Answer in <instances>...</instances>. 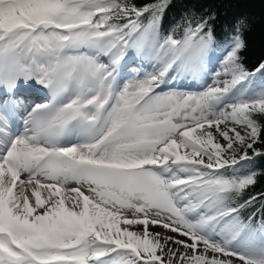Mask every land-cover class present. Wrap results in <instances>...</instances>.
I'll list each match as a JSON object with an SVG mask.
<instances>
[{"label": "snow or ice", "instance_id": "snow-or-ice-1", "mask_svg": "<svg viewBox=\"0 0 264 264\" xmlns=\"http://www.w3.org/2000/svg\"><path fill=\"white\" fill-rule=\"evenodd\" d=\"M171 5L0 0V264H264L257 197L239 202L264 61L244 66L243 19L166 25Z\"/></svg>", "mask_w": 264, "mask_h": 264}, {"label": "trees", "instance_id": "trees-1", "mask_svg": "<svg viewBox=\"0 0 264 264\" xmlns=\"http://www.w3.org/2000/svg\"><path fill=\"white\" fill-rule=\"evenodd\" d=\"M139 2H152V0H139ZM207 10L218 12L217 29L237 19H243L247 25L243 32L246 47L240 53L244 66L252 69L259 62L264 61V0H172L165 15V24L171 25L179 21L184 13L197 15L206 14ZM255 119L264 123V116L256 115ZM261 142L256 148L264 149V136L260 137ZM249 156L253 155L248 150ZM250 170L256 172L255 183L247 187L240 195V203L256 196L257 199L252 206L241 213L248 216L253 212L257 214V220L264 215V156H256L249 161ZM248 169H241L240 174H247ZM229 169L225 175H230Z\"/></svg>", "mask_w": 264, "mask_h": 264}, {"label": "rangeland", "instance_id": "rangeland-1", "mask_svg": "<svg viewBox=\"0 0 264 264\" xmlns=\"http://www.w3.org/2000/svg\"><path fill=\"white\" fill-rule=\"evenodd\" d=\"M148 70H151V69H148ZM215 70H216V71H220L221 69H220L219 66H217V68H216ZM212 75H213V72H212V71H209V73H208V77H209V78H207V85L204 84V81H202V80H197V81L195 82V85H194L192 88H190V89H186V90H188V91H192V92H198V91H202L203 88H204L205 86H214V85L212 84V80H211ZM130 78H131V77H129V76H127V75H124V76H123V79L120 81L121 86H122L123 82H125L127 79H130ZM189 79H191V78H189ZM221 79H224V77H221ZM179 82H180V81H178V83H179ZM184 82L187 83L188 81H184ZM222 126H223V125H222ZM237 130H241L239 126H237ZM213 134L215 135V132H214ZM242 134H243V132H242ZM72 142H73V141H72ZM219 142H220L221 144H224V143H225L222 139H221ZM181 151L183 152V150H181ZM125 215H128V213H125ZM121 227H123V225H121ZM133 230L139 231L140 229H139V227H134ZM150 231H152L153 233H155V232H160V233H162V234L166 233L167 235L177 236V238H179V239H187V238H185V237L179 236L177 233H172V232L167 231V230H165V229H163V228H161V227H150ZM181 250H183V249H181ZM209 255H211V253H209Z\"/></svg>", "mask_w": 264, "mask_h": 264}, {"label": "bare ground", "instance_id": "bare-ground-1", "mask_svg": "<svg viewBox=\"0 0 264 264\" xmlns=\"http://www.w3.org/2000/svg\"><path fill=\"white\" fill-rule=\"evenodd\" d=\"M36 99H37L36 103L44 102L43 99H40V98H36ZM27 102H28V101L25 100V104H26ZM73 141H75V139H73ZM21 179L27 180V175H26V174H23V175L21 176ZM18 183H19V182H18ZM69 187H76V185H75V184H71V185H69ZM85 194H87V193H85ZM28 195H29V199H30V201H32L33 204H34L35 197L31 195V190H29ZM41 195H42V198L47 197V191H46V190H41ZM68 195H69V194H68L67 192H63V191L61 192V196H62V197H67ZM65 203H66V205H70V201H69L68 199L65 200Z\"/></svg>", "mask_w": 264, "mask_h": 264}]
</instances>
